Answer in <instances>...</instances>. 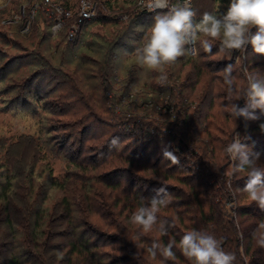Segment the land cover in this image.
<instances>
[{
	"label": "trees",
	"instance_id": "16d2710c",
	"mask_svg": "<svg viewBox=\"0 0 264 264\" xmlns=\"http://www.w3.org/2000/svg\"><path fill=\"white\" fill-rule=\"evenodd\" d=\"M39 11L44 12V7ZM158 13L165 12H139L138 15ZM45 16L48 17H44L45 20L51 19L47 14ZM111 17L107 20H112ZM200 18L197 20L195 16V22ZM123 37L125 35L119 36L115 47L121 46ZM215 44L210 53L202 50L199 56L205 58L215 54L219 47ZM91 62L94 61L90 59ZM186 63L191 66L184 77L181 71ZM181 64L177 70L170 64L162 71H146V77L152 81L145 82L144 89H139L141 94L137 95L132 93V85L141 67L128 69L126 82L120 88L121 96L115 103L116 106L123 101L121 109L116 111L110 105L113 113L100 130L99 137H104L100 149L91 150L84 144L86 132L94 124L83 125L79 120L70 126L76 130L69 137L78 135V138L74 136V157L77 158H71V162L82 173L69 171L61 182L52 183L63 190L68 180L79 182L82 188L79 195L87 191L86 186L92 187L96 183L109 186L113 192L116 190V201L123 202L119 208L113 201L106 204L111 197L114 199L112 194L101 201V205L92 203L94 199L88 196L85 205L88 210L84 212L88 215L74 219V203L67 199L66 193L47 213L41 204L32 207L29 203L30 208L26 207L23 214L21 203L24 198L20 199L17 192L20 176L17 172L5 176L4 184L0 185V264H192L178 247L181 237L190 230L214 235L222 242L224 251L235 255L234 264H264V246L259 243L264 238V227H261L264 210L245 199L243 202L238 200L234 209L230 208L234 211L232 214L225 204L226 198L247 197L242 191L246 172L233 175L234 162L225 153L240 122H231L230 112L222 109L229 104V96L222 99L218 93L208 96L207 81L197 88L205 78L213 80L217 77L224 82L223 73L213 75L212 71L233 62L228 58L221 65H211L212 61L188 56ZM239 69L242 74L241 65ZM108 70L104 67L103 72ZM234 73L232 71L233 77ZM161 75L167 76L163 82ZM243 86L246 89L247 81H243ZM109 91L108 95L114 100L116 95L111 96L112 91ZM217 100L221 102L215 115L209 108ZM242 102L243 99L236 101L240 106H243ZM95 121L100 123L97 117ZM260 123H264V117L249 126L242 142L264 156V150L260 148L261 138L264 139ZM165 145H171L170 150L179 157L178 164L163 159ZM83 151L87 155L79 160L78 153ZM162 184L167 188L171 202L157 214L158 222L154 228L142 233L139 226L131 222V217L135 210L148 203ZM29 193L30 196L38 195L33 186ZM161 223L167 228V234L159 230ZM169 241H175L177 245L173 249L174 259L165 261L159 253L155 258L148 254L147 249L154 242L166 245ZM109 248L118 252L110 254Z\"/></svg>",
	"mask_w": 264,
	"mask_h": 264
},
{
	"label": "rangeland",
	"instance_id": "374dc122",
	"mask_svg": "<svg viewBox=\"0 0 264 264\" xmlns=\"http://www.w3.org/2000/svg\"><path fill=\"white\" fill-rule=\"evenodd\" d=\"M83 1L85 0H0V185L4 184L6 175L10 176L15 172L19 174L17 192L20 193V199L24 198L21 203L23 214L26 207L30 208L29 203L33 204L32 207L41 204L47 213L67 193V199L74 203L72 216L74 219H83L88 215L84 213L88 210L85 207L88 196L94 199L92 203L101 205V201L107 200L110 194H116V190L113 192L111 187L96 183L92 187L86 186L87 191L79 195L82 190L79 182L68 180L63 190L52 182H61L69 171L82 173L71 162V158H77L74 157V136L78 138L77 133L69 137L76 130L70 127L71 124L79 120L83 121V125L94 124L86 132L84 144L91 150L100 149L104 140V137L100 138V130L104 123L109 122L113 113L110 105L116 111L121 109L123 101L120 105L115 106V103L121 96L120 88L129 73L128 69L141 67L137 71L136 82L132 85L133 94H141L139 89H144L143 84L152 81L146 77L149 68L133 56L150 34L151 24L157 14L138 15V0H90L95 16L75 27ZM229 3L230 0H191L197 20L205 12L218 16L224 14ZM43 7L44 12L41 13L39 10ZM45 14L51 19L45 20L44 17L48 18ZM109 16H112V20H107ZM59 19L62 24L56 29V21ZM251 31L254 33L256 28ZM121 35L125 37L121 40V46L117 47L116 40ZM205 39L209 38L198 34V54L179 57L172 64L173 70L180 68L183 65L180 63L188 56L206 62L212 61L211 65H221L230 58L235 71L233 96L244 89L242 83L247 81L246 70L264 76V55L255 54L250 44L246 52L234 51L228 55L220 51L219 40L212 41L219 46L216 53L203 58L199 56L203 50L200 41ZM108 49L110 54L107 53ZM90 59L94 62L89 63ZM190 66L188 63L184 64L182 76L185 77ZM226 66L212 71V74H222ZM104 67L109 69L107 73L103 72ZM167 68L164 65L156 70ZM206 81L210 89L208 96L212 93H218L219 98L229 96L227 86L217 77L213 80L211 77L205 78L203 82L201 79L197 88ZM108 91H112L111 96L116 95L115 101L108 95ZM219 102L221 100H217L211 109L208 106L206 108L217 115ZM242 104L244 105L243 102ZM227 105L222 109L230 112ZM95 117L100 123L95 121ZM230 118L231 122L239 120V129L233 135L239 134L241 140L249 126L258 122L235 119L233 116ZM263 142L264 139L261 138L262 150ZM78 154L79 160L87 155L85 151ZM259 161L264 165V156L260 155ZM32 186L40 196H35V193L30 196L29 189ZM44 196L45 201L42 202ZM234 198H226L228 209H234L238 200L250 201L247 197L237 200ZM116 200L115 196L114 199L111 197L106 204L113 201L118 208L123 205V202ZM18 211L20 215L19 208ZM125 212L126 210L123 213ZM230 213L234 214V211L231 210ZM18 239L22 240L21 233L18 234ZM107 250L110 254L118 252L113 248Z\"/></svg>",
	"mask_w": 264,
	"mask_h": 264
},
{
	"label": "clouds",
	"instance_id": "9594fccd",
	"mask_svg": "<svg viewBox=\"0 0 264 264\" xmlns=\"http://www.w3.org/2000/svg\"><path fill=\"white\" fill-rule=\"evenodd\" d=\"M146 7L150 12L158 8L168 9L154 17L150 34L142 46L136 49L139 62L149 69H160L164 65L173 64L186 54L197 55L198 34L209 38L200 41L201 47L208 53L213 47L210 41L219 40L220 51L228 55L234 51L246 52L249 44L255 54L264 55V0H230L224 14L218 16L205 12L198 22H194L196 12L191 0H183L182 4L171 7L169 0H149ZM253 28H256L254 33L251 31ZM232 71V64L223 69L224 83L230 99L227 105L229 114L245 121L260 120L264 117V76L246 70L247 87L233 96L235 87ZM160 79L163 82L167 76L161 75ZM241 99L244 100L243 106L236 103ZM259 127L264 131V123H260ZM112 143L115 145L117 141L114 139ZM170 149L171 145L162 148L163 159L174 165L178 164L179 157ZM225 153L234 162L233 175L246 172L247 180L242 191L251 202L264 210V165L258 163L260 153L253 152L243 143L239 134L233 135ZM170 202L167 188L162 184L148 203L133 213L131 222L139 226L142 233L150 232L158 222L157 214ZM159 230L162 234H167L164 223L160 224ZM259 243L264 246V238ZM176 246L175 241H169L166 245L154 242L147 252L152 258L159 253L165 261L172 260L175 258L173 249ZM178 247L192 264H234L236 259L234 254L224 251L220 240L205 231H187L181 237Z\"/></svg>",
	"mask_w": 264,
	"mask_h": 264
},
{
	"label": "built area",
	"instance_id": "2783aa9c",
	"mask_svg": "<svg viewBox=\"0 0 264 264\" xmlns=\"http://www.w3.org/2000/svg\"><path fill=\"white\" fill-rule=\"evenodd\" d=\"M90 0H85L82 2L81 5V9L78 12V17L76 18L77 22L75 23V27H77V25H79L80 23H82L83 21H86L88 19H91L93 16H95V10L94 8L91 7L90 5ZM149 3V0H138V7H139V11L140 12H146V13H154V12H158V11H164L167 12V8H158L153 12H150L147 10L146 5ZM183 0H169V6H173V5H178V4H182ZM67 11H64V13H66ZM62 24V20H57L56 21V25L55 28H59V26ZM190 47V46H189Z\"/></svg>",
	"mask_w": 264,
	"mask_h": 264
}]
</instances>
